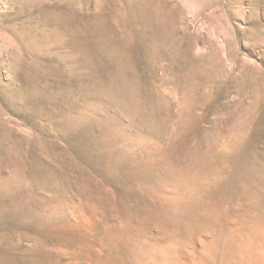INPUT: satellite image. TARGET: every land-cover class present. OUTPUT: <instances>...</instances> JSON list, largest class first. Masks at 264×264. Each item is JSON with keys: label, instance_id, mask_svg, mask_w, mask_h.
I'll list each match as a JSON object with an SVG mask.
<instances>
[{"label": "rangeland", "instance_id": "rangeland-1", "mask_svg": "<svg viewBox=\"0 0 264 264\" xmlns=\"http://www.w3.org/2000/svg\"><path fill=\"white\" fill-rule=\"evenodd\" d=\"M0 264H264V0H0Z\"/></svg>", "mask_w": 264, "mask_h": 264}]
</instances>
